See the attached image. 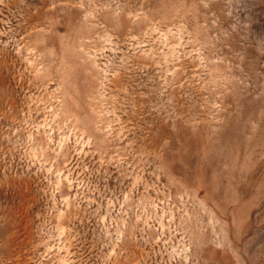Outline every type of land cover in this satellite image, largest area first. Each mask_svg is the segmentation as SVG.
<instances>
[{
	"label": "rangeland",
	"instance_id": "1",
	"mask_svg": "<svg viewBox=\"0 0 264 264\" xmlns=\"http://www.w3.org/2000/svg\"><path fill=\"white\" fill-rule=\"evenodd\" d=\"M0 264H264V0H0Z\"/></svg>",
	"mask_w": 264,
	"mask_h": 264
}]
</instances>
